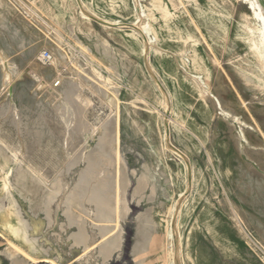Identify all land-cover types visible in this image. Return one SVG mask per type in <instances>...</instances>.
Masks as SVG:
<instances>
[{
	"label": "rangeland",
	"instance_id": "374dc122",
	"mask_svg": "<svg viewBox=\"0 0 264 264\" xmlns=\"http://www.w3.org/2000/svg\"><path fill=\"white\" fill-rule=\"evenodd\" d=\"M250 1L162 0L170 13L164 15L151 0H0V47H23L11 62L28 58L30 42L43 33L22 23L33 14L62 39L65 65L73 67L57 92L36 89L39 75L30 71L13 79L8 94L0 63V211L14 209L10 224L0 223V264H143L147 245L164 264L167 232L175 264H264V53L250 46L261 34L246 28L254 19ZM82 10L92 15L84 33L73 27ZM41 49L36 55L48 66L55 55ZM194 77L211 89L208 98ZM109 123L118 131L121 170L132 180L131 212L122 221L121 253L104 260L100 235L89 247L76 236L81 219L90 221V205L81 203L89 163L114 160L100 139ZM110 166L103 170L107 183ZM144 173L151 185L133 199ZM7 179L12 184L3 191ZM63 179L74 190L72 202L54 204L47 217ZM148 216L163 236L151 237ZM94 223L89 231L99 232L103 223Z\"/></svg>",
	"mask_w": 264,
	"mask_h": 264
},
{
	"label": "bare ground",
	"instance_id": "6f19581e",
	"mask_svg": "<svg viewBox=\"0 0 264 264\" xmlns=\"http://www.w3.org/2000/svg\"><path fill=\"white\" fill-rule=\"evenodd\" d=\"M16 1H18V0H16ZM65 1L66 0H64V2ZM146 1H148V0H146ZM3 3H5V2H3ZM250 3H251V5H252V7L254 9V10L252 9L254 11V19H250V20L253 21V24L252 23H247L246 24V28L252 29L255 26L256 28L259 29L261 34H260V38H259L258 42L255 41L254 39H251L250 46L252 47V49L255 50V52L257 54L261 55L262 53H264V49L260 50V47H259L260 45H262L263 48H264V0H251ZM151 4H152V6H157V9H159L160 11H163L164 15H168V14L170 15L169 10H168V5L165 4L164 2H162V0H151ZM2 6H3V4H2ZM22 7H24V6L22 5ZM142 7L145 9V7H147V5H143L142 4ZM25 10L27 12H29L27 10V8H25ZM81 13H82L81 19L79 21L78 20H74L73 27H74L75 31H80V32L84 33L85 24H87V22L85 21V18L86 17L92 18V15L89 14L87 10H82ZM143 14H145V11H143ZM31 15H32V18L29 19V20L27 18H25V17H22L21 18L22 19V23L24 25H26L27 23L28 24L30 23V24H33V25L40 26V27L43 28V33H41V36L39 38H34V39H32L31 42L29 41L30 45H31V46L29 45L30 46V52L26 51L28 54L30 53L28 58H24L22 60L16 59L13 62H11V57L14 56L15 54L18 55L19 53H21V50H22L23 47H17V46H15V44H13V42H11V45L14 48L15 52L11 51L12 47H9V48L0 47V63H1V67L4 70V82L3 83L6 84V85L9 83L8 86H7L8 87L7 88V93L8 94H11L12 91H13V87H12L13 79H17V78L25 79L26 77L31 75V74H29L30 71L34 72L36 75H39V78H37L38 79L37 83H34L36 85V89H38V90L46 89L47 92H49L50 94L53 93V92H57V86L60 85L63 80L65 81V75H66L65 71L73 70L72 66L67 68L66 67L67 64L65 65L66 60L69 58V54L64 49V44H63L62 39L57 34H55L47 25H45L41 20H39L35 15H33V14H31ZM139 15H141V14H139ZM257 19H260L262 21V26L261 27H258V25L256 24ZM107 22H105V23L107 24ZM63 23H64V21H63ZM65 23H66V21H65ZM68 25H70V24H68ZM89 25H90L89 27L86 26L87 30L89 32H95V29L92 26V24H89ZM148 26H149V23L147 22L142 28L144 30L148 31V28H149ZM104 27L106 29H108L109 31H111L110 27H108L107 25H104ZM15 33H17V32H15ZM142 34H143V32H142ZM31 37L33 38L32 35H31ZM14 39H15V37L13 38V40ZM47 40H49V42ZM198 41L199 40L195 39L194 43H198ZM20 44H21V42H20ZM11 45H9V46H11ZM45 45L47 47H49L50 50L55 55V58L52 59L51 64H49L48 66H46L42 62V58L41 57H38L36 55V53L40 52V49L43 46H45ZM60 51L63 54H61ZM60 54H61V56H60ZM213 60H215V59H213ZM78 61L80 62V60H78ZM260 61H261L262 65H263V67H264V56H262L260 58ZM48 63H50V62H48ZM7 64L9 66L15 65L16 69L12 70V71L7 70L6 69V65ZM76 64L77 63H74L73 65L75 66ZM62 67H64V68L66 67V69L63 70ZM93 75H94V73H93ZM220 76H221V74H220ZM53 77H55V79H53L54 80L53 83H50V80ZM194 79H195V82H196L199 90L201 92H203L205 99L208 98L212 94L211 89L207 88L204 85V83L198 77H194ZM30 83H32V82H30ZM217 85H218V83H217ZM61 86H62V84H61ZM1 89H3V88H1ZM63 89H64V87H63ZM65 89H68V88H65ZM8 94H7V96H8ZM7 98H9V96ZM111 111H112V109H111ZM105 124H107V123H105ZM114 124H115V121H114ZM105 126L106 127L102 130V136H101L100 139H102V143L105 142V145H108L107 143H109L110 146H111V151L114 152V156H113L114 160H113V162L110 163L111 164L110 167H111L112 170H110V172H109V175L110 174L112 175V179L110 180V183L105 182V174L106 173L104 174V171H103V170H105V167L110 165V164H108L106 162L99 163L100 161L97 162L98 161L97 159H96L97 161H95V162H93L94 160L92 162L90 161V163H89L90 166L88 167V171H86V177H85V179H83L84 181L81 182V183L85 182L88 185V189L86 190V193H85L84 196L79 194L80 196H83V198L81 200V203L82 204L83 203H89L88 205H90V206H87V204L84 205L85 211H87V216L89 217L90 221L85 220V219H81V223H80L81 225L79 227L80 228L79 229L80 234H79V236H76L77 240H79L78 242H82V243H84L86 245L85 247H89V246L93 245L97 241L98 235H100L102 240H101V242L99 244V247H98L99 248V256H101L104 260L110 258L116 250L119 252V254L122 251L123 240H124V229H123L122 221L127 219L130 216L131 207H130L129 202H128V193H129L128 191H129V188H130V186L132 184V180H131L130 176L126 175V174L124 175V173L121 170L122 157H121V153H120V150H119V144H118L119 137H118L117 128L115 129V127H113V125H111V127H110V123H109V126H107V125H105ZM105 147H109V145L105 146ZM101 148H102V146H101ZM101 151H103V150H101ZM104 151H105V148H104ZM0 152H2V151H0ZM3 153H5V152H3ZM243 156H245V155H243ZM79 159H80L79 161H81L82 159H84V156L82 158H79ZM9 162H10V158H5L2 161V167L4 168L5 166H8ZM75 163H77V162H75ZM72 166H74V165L72 164ZM71 168L72 167L70 166V169ZM257 168H259V167H257ZM262 172H264V171L262 170ZM33 175H34V173H33ZM150 179H151V176L149 175V173H144L143 178L138 181V186L136 187V189H135V191L133 193V199L139 200L140 198L143 197L146 189L151 185L150 184ZM21 183H23V182H21ZM11 184H10V181L7 179L4 182L3 186H2V190L3 191L9 190V188L11 187ZM86 186H85V188H86ZM55 187H57V186H55ZM20 188H22V187H20ZM78 189H80V188H78ZM80 191H81V189H80ZM241 191H242V189H241ZM79 193H81V192H79ZM73 194H74V190L71 189L70 183L68 181L64 180V179L61 180V182L59 183V186L57 188H55V190H53V193L51 194L50 199L48 200V205H47V207H45V209L46 208L48 209V210L47 209L45 210V211L48 212L47 213L48 214L47 217L48 216L51 217V213L54 210V204H58L57 206H60V205H63V204H67V205L70 204L72 202V199H73ZM47 198H48V196H47ZM45 199L46 198H44V200ZM46 203H47V201H46ZM1 204H3V203H1ZM73 204H74V202H73ZM45 206H46V204H45ZM13 215H14V209H13L12 206L7 207L4 211H0V223L3 226H6L7 224H10V220L13 217ZM69 215H70V213H69ZM75 216H77V215L75 214ZM95 216H97V218H95ZM84 218H86V216ZM145 218L146 217H144L143 219H145ZM149 218H151V217H149ZM68 219L70 220V223H74V220H72L71 217L68 218ZM73 219H74V217H73ZM152 220H151V222H152ZM97 221L100 222V224L103 223V226L101 225L102 227L100 225H98V227L99 226L101 227L99 229V232L98 231L96 232V231H94L92 229L89 231L88 225L90 227H92V224L94 222L97 223ZM154 222H155V219L152 222L151 237L163 236V233H161L160 230H158V228L155 227V223ZM69 225H71V224H69ZM10 228L13 231H15L14 228L11 225H10ZM79 231H77V232H79ZM111 232H113L112 235H114V236H112V235L109 236L111 234ZM74 233H76V232H74ZM164 235H165V238L167 240V242H166L167 246L165 248L166 249V256H165L166 258L165 259L166 260H165L164 264H175V262L174 263L172 262L173 258L175 257V256H173V248H172V245L169 244V242H168L169 233L167 232ZM76 237H75V239H76ZM147 246L148 247H146V248H144V249H142L140 251L139 260H141V263H143V264H145L146 261H148V264H157V260L160 258L159 251L157 249H155V250H152V252H151V250H150L151 249V245H147ZM20 249L24 253L28 254L27 250H25L24 248H20Z\"/></svg>",
	"mask_w": 264,
	"mask_h": 264
},
{
	"label": "built area",
	"instance_id": "2783aa9c",
	"mask_svg": "<svg viewBox=\"0 0 264 264\" xmlns=\"http://www.w3.org/2000/svg\"><path fill=\"white\" fill-rule=\"evenodd\" d=\"M44 54H45L46 58H50L51 57L50 54L48 52H46V51L44 52Z\"/></svg>",
	"mask_w": 264,
	"mask_h": 264
}]
</instances>
